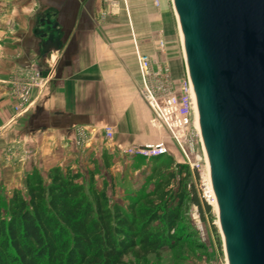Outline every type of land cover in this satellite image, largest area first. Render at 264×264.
<instances>
[{
  "label": "crops",
  "instance_id": "1",
  "mask_svg": "<svg viewBox=\"0 0 264 264\" xmlns=\"http://www.w3.org/2000/svg\"><path fill=\"white\" fill-rule=\"evenodd\" d=\"M156 1L0 0V150L13 134L29 151L28 168L75 170L86 153L95 157L105 126L118 145L147 141L155 128L139 95L135 48L166 63L175 86L187 75L172 0ZM44 15L56 23L57 50L43 52L34 33ZM35 75L30 108L16 114V93Z\"/></svg>",
  "mask_w": 264,
  "mask_h": 264
},
{
  "label": "water",
  "instance_id": "2",
  "mask_svg": "<svg viewBox=\"0 0 264 264\" xmlns=\"http://www.w3.org/2000/svg\"><path fill=\"white\" fill-rule=\"evenodd\" d=\"M172 3L226 264H264V0ZM34 33L59 48L49 15Z\"/></svg>",
  "mask_w": 264,
  "mask_h": 264
},
{
  "label": "trees",
  "instance_id": "3",
  "mask_svg": "<svg viewBox=\"0 0 264 264\" xmlns=\"http://www.w3.org/2000/svg\"><path fill=\"white\" fill-rule=\"evenodd\" d=\"M165 154L151 156L148 181L153 188L110 200L106 184L93 183L59 165L43 178L36 168L0 205V264H134L181 238L184 211L196 206L200 219H211V206L194 184L197 174ZM182 175L178 178V175ZM211 229L216 227L211 223Z\"/></svg>",
  "mask_w": 264,
  "mask_h": 264
},
{
  "label": "rangeland",
  "instance_id": "4",
  "mask_svg": "<svg viewBox=\"0 0 264 264\" xmlns=\"http://www.w3.org/2000/svg\"><path fill=\"white\" fill-rule=\"evenodd\" d=\"M112 10H115V7ZM102 131L101 128V137L97 138L102 146L94 152V158L93 153H86V159L75 170L68 166H59L78 172L83 184L88 182L89 174H92L93 183L97 187H101L103 182L106 184L107 195L112 201L126 204V198L129 195H134L139 191L146 192L153 188V182L148 181L153 161L150 157L136 152L138 147L163 141L168 150L163 157H170L174 162H182L176 145L164 128L152 130V134L145 136L147 141H132L124 145L115 143L114 140L117 137L113 140H111L112 137L105 138ZM10 138L11 141L6 142L0 150V205L3 211L11 192L15 188H23L24 178L32 168H36L43 178H46L50 168H45V165L39 167L37 163L28 168V160L25 156L29 151L17 143L19 138L16 135L11 134ZM180 176L182 175L179 174L178 178ZM191 183L194 184L192 176L187 186ZM194 187L199 197L200 191H197L199 187ZM210 206L211 219L204 213L205 220L200 219L195 205L189 204L185 207L183 226L187 230L183 231L185 234L181 235L173 247H165L157 255L149 254L141 261L133 260L129 256L127 260H132L134 264H226L216 207L213 204ZM211 223L216 227L215 232L211 229Z\"/></svg>",
  "mask_w": 264,
  "mask_h": 264
},
{
  "label": "built area",
  "instance_id": "5",
  "mask_svg": "<svg viewBox=\"0 0 264 264\" xmlns=\"http://www.w3.org/2000/svg\"><path fill=\"white\" fill-rule=\"evenodd\" d=\"M158 2L155 0V4ZM159 51H163V40L158 39ZM136 64L140 76L139 95L147 104L151 117L149 122L154 128H164L176 145L183 164L190 172L197 174L194 186H198L199 198L209 205L213 204L214 194L210 182L207 159L199 130L198 119L195 123L196 106L192 86L186 75L177 86L172 82L169 66L135 48ZM35 75L30 83L22 86L16 93L14 110L16 114L25 112L31 105L32 87L37 83ZM105 138H111V126L103 127ZM77 143H83L87 135L79 130ZM163 141L145 144L136 152L147 157L167 153ZM198 183V185L196 184ZM197 217V216H196Z\"/></svg>",
  "mask_w": 264,
  "mask_h": 264
},
{
  "label": "bare ground",
  "instance_id": "6",
  "mask_svg": "<svg viewBox=\"0 0 264 264\" xmlns=\"http://www.w3.org/2000/svg\"><path fill=\"white\" fill-rule=\"evenodd\" d=\"M195 123L197 124V116L195 115ZM213 205H214V207H216L215 206V201L213 200Z\"/></svg>",
  "mask_w": 264,
  "mask_h": 264
}]
</instances>
